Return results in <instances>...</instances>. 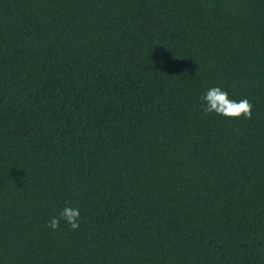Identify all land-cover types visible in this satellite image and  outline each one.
Here are the masks:
<instances>
[{"label":"trees","instance_id":"16d2710c","mask_svg":"<svg viewBox=\"0 0 264 264\" xmlns=\"http://www.w3.org/2000/svg\"><path fill=\"white\" fill-rule=\"evenodd\" d=\"M0 264H264V0H0Z\"/></svg>","mask_w":264,"mask_h":264},{"label":"clouds","instance_id":"9594fccd","mask_svg":"<svg viewBox=\"0 0 264 264\" xmlns=\"http://www.w3.org/2000/svg\"><path fill=\"white\" fill-rule=\"evenodd\" d=\"M201 101L202 111L205 116L212 113L230 119H239L241 117L250 119L252 116L253 105L247 98L239 101L230 99L228 93L220 87L208 89L201 96ZM79 218V208L65 206L57 216L51 218L47 227L55 231L59 229L61 221H63L75 231L79 228Z\"/></svg>","mask_w":264,"mask_h":264}]
</instances>
